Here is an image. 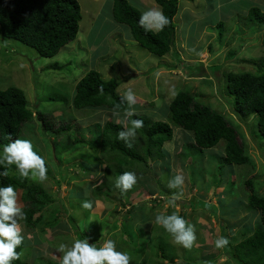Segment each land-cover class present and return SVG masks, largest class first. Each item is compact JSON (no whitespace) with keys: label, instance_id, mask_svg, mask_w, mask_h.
<instances>
[{"label":"rangeland","instance_id":"rangeland-1","mask_svg":"<svg viewBox=\"0 0 264 264\" xmlns=\"http://www.w3.org/2000/svg\"><path fill=\"white\" fill-rule=\"evenodd\" d=\"M127 1L142 15L160 11L154 0ZM78 2L77 35L50 58L0 35V89L17 87L24 92L33 119L22 125L18 139L32 142L47 169L44 181L32 179L29 170L28 183L43 191L40 199L48 200L41 211L45 219L57 220L53 228L36 229L34 238L23 226L21 213L6 222L16 221L21 229V258L31 264H61L60 246L66 251L83 233L87 241H99L100 247L108 239L115 241L114 250L130 255L129 264H233L215 241L224 237L232 250L261 227L260 211L247 205L246 180H251L257 195L264 196V138L257 117H245L235 109L224 79L229 71L257 74L264 69L257 68L264 63V23L247 17L252 7L264 13V0H178L174 46L163 57L140 47L128 27L113 20L112 0ZM91 69L103 79L120 81L118 93L126 97L131 89L135 101H128L126 109L117 113L74 109L75 84ZM180 90L195 94L198 102L236 126L248 161L224 167V140L200 150L194 148L189 131L172 125L173 138L164 143L163 157L148 160L149 166H131L137 181L120 198L118 174L104 176L110 161L93 144L100 140L97 125L113 119L126 127L135 113L168 122L169 102ZM39 113L51 129L44 128ZM66 124L71 129L57 135L55 129ZM146 168H151V174ZM16 171L15 165L10 166V174ZM177 175L183 181L172 186ZM22 192L16 190L21 212ZM86 201L92 209L83 207ZM173 213L184 220L185 230L192 229L195 239L190 248L175 243L157 221L158 215ZM159 246L172 261L160 257Z\"/></svg>","mask_w":264,"mask_h":264},{"label":"trees","instance_id":"trees-1","mask_svg":"<svg viewBox=\"0 0 264 264\" xmlns=\"http://www.w3.org/2000/svg\"><path fill=\"white\" fill-rule=\"evenodd\" d=\"M154 2L169 20V23L158 32L140 24L142 14L127 0H112V18L115 22L128 26L131 38L140 47L151 54L163 56L174 46V17L178 9V0H154ZM247 17L249 21L264 23V13L258 8L252 7ZM80 20L78 0H0V35L31 47L40 57L50 58L61 47L74 40ZM221 25V22L217 23V26ZM261 65L264 67V63H259L257 68H261ZM224 80L226 93L234 97L235 109L245 117L255 115L259 134L264 138V69L257 74L248 71H229L225 73ZM119 85L118 80L103 79L98 71L88 70L75 84L72 107L77 110L104 108L111 113L123 112L128 100L118 93ZM168 109L170 122L153 120L135 113L129 116L126 127H121L113 119L104 120L103 124L97 125L100 140L94 141L93 144L98 149L99 155L102 154V158L110 161L111 166H107L108 168L105 166L104 169L106 178L114 173H117L119 178L125 172L135 169L131 166L137 163L149 166L148 160L163 157L164 143L173 138L172 125L189 131L192 134L194 148L200 150L211 149L220 140H224V167L228 164L242 165L248 161L238 142L239 133L236 126L224 115L198 102L195 94L187 90L178 91L171 99ZM38 117L46 130L51 129L45 115L39 113ZM32 119L33 112L28 107L24 92L20 88L0 89V144L7 145L17 140L21 135L22 125L31 122ZM133 121H141L142 127L133 128ZM70 129L71 124H66L57 127L55 132L58 135ZM123 129H126L125 135L120 137L119 134L124 133ZM145 170L151 174V168ZM5 171L7 175H0V187L11 185L15 192L18 189L23 191L21 213L27 233H31L34 238L35 234L39 233V231L35 233L36 229L44 231L47 227L53 228L57 220L45 219L41 213L48 201L39 198L43 191L29 185L28 178L21 177L18 171L10 174L9 168L0 166V173ZM246 185L250 192L247 205L260 211L261 227L255 229L251 235L245 236L232 250L227 245L224 251L233 264H264V196L256 194L251 180H246ZM118 194L121 198V189L118 190ZM211 207L216 211L215 205L211 204ZM37 213L39 215L36 216ZM112 227H116V224ZM79 239H86L89 246L95 244L96 247H100L99 241H87L83 233ZM21 248V245L18 246L16 252L21 254ZM158 249L162 259L172 261L164 255L161 246ZM11 264L30 263L19 255V259L12 260Z\"/></svg>","mask_w":264,"mask_h":264},{"label":"clouds","instance_id":"clouds-1","mask_svg":"<svg viewBox=\"0 0 264 264\" xmlns=\"http://www.w3.org/2000/svg\"><path fill=\"white\" fill-rule=\"evenodd\" d=\"M169 20L159 10H149L145 12L140 20V24L153 27L157 32ZM126 98L129 102H134L136 97L131 91L127 90ZM132 127L139 129L142 127L141 121H133ZM123 137L125 133H120ZM15 165L21 177L28 178L29 170H31V178L34 180L44 181L47 179V169L45 168V160L33 151V144L30 140L17 139L12 143L3 146L2 154H0V166L5 169ZM7 175V171L0 173ZM137 178L133 172H125L120 175L116 181V186L124 191L130 189L136 183ZM183 177L177 175L172 186L181 184ZM17 193L14 188L9 185L0 187V264H11L12 260L19 259V253L16 248L21 245L23 237L19 234L21 229L16 221L11 224L6 223L11 217L17 213H21V209L16 205ZM85 209H92L93 204L86 201L83 204ZM23 213H21V216ZM158 223L162 224L164 229L172 234L174 242L185 248H190L195 237L192 229H184V220L180 219L176 213L165 217L163 214L157 216ZM228 240L219 237L215 241L217 248H223L228 244ZM116 242L108 239L104 241L101 247L95 244L89 246L86 239H77L71 248L65 251V246L61 245L60 250L64 251L61 264H129L130 255L127 252L114 250Z\"/></svg>","mask_w":264,"mask_h":264},{"label":"crops","instance_id":"crops-1","mask_svg":"<svg viewBox=\"0 0 264 264\" xmlns=\"http://www.w3.org/2000/svg\"><path fill=\"white\" fill-rule=\"evenodd\" d=\"M160 8V7H159ZM127 26V25H126ZM128 27V26H127ZM129 29V28H128ZM130 32V31H129ZM164 56V55H163ZM163 56H161V57H163ZM170 103V102H169ZM162 119V118H161ZM26 262H28V263H30L31 261H26ZM57 262H59V261H57ZM31 264V263H30Z\"/></svg>","mask_w":264,"mask_h":264}]
</instances>
